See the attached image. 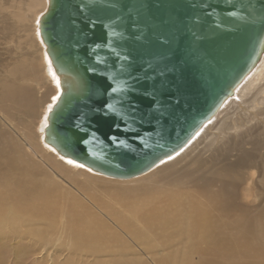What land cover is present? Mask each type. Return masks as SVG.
Returning <instances> with one entry per match:
<instances>
[{"label":"water","instance_id":"water-1","mask_svg":"<svg viewBox=\"0 0 264 264\" xmlns=\"http://www.w3.org/2000/svg\"><path fill=\"white\" fill-rule=\"evenodd\" d=\"M38 28L60 88L44 142L127 179L185 147L253 70L264 0H48Z\"/></svg>","mask_w":264,"mask_h":264},{"label":"bare ground","instance_id":"bare-ground-1","mask_svg":"<svg viewBox=\"0 0 264 264\" xmlns=\"http://www.w3.org/2000/svg\"><path fill=\"white\" fill-rule=\"evenodd\" d=\"M47 2L29 0L27 4L28 10L33 11L42 5L31 18L30 29L38 45L40 58L15 54L16 46H13L11 56L0 63V137L10 130L16 132L15 125L18 123L26 122L28 129H32L33 120L37 119L35 135L31 131L28 137L18 134L21 135L24 147L47 165L60 163L64 168L73 169L89 180L98 178L112 182L110 187L123 200L122 210L129 218L137 220V223L148 222L152 228L161 229V233L165 231L160 239L154 238L157 243L160 240L167 243L170 237L181 243L182 264H193L187 258L188 250L194 251L199 244H206L211 251L210 256L199 251L202 264H264V50L259 62L238 85L233 95L227 98L185 147L140 175L127 179L115 178L61 156L43 140L47 113L60 91L59 77L54 72L39 35L38 20ZM22 11L21 5L0 4L2 31L10 33L22 25L26 17ZM12 45H15L14 42ZM214 126L215 133L212 132ZM207 133L213 137L206 145L199 147L208 138ZM7 150L1 149L0 156L3 154L6 165L12 167L15 162ZM166 177L170 180L192 178L195 180L191 185L193 194L185 195L182 191L190 188V182L180 185L182 188L177 187L178 198L172 194V190L162 188L163 184L157 186L155 191L149 190L147 181ZM131 182L137 183L132 186L123 185ZM242 186L245 191L242 200H239V189ZM146 187L147 192H143L141 203L138 195ZM135 194L137 199H133ZM183 196L185 200L187 198L191 201L186 207L189 211L185 213L179 208ZM195 197L197 199H193ZM93 204L106 214L102 208ZM112 210L106 208L107 217L114 218ZM14 211H22L21 203H16ZM76 215L80 216L79 213ZM83 223L87 227L88 222ZM91 227V232L84 230L83 234L96 240L102 237L106 225ZM173 229L179 231V234L171 233ZM132 234L133 242L146 245L145 238H140L136 231Z\"/></svg>","mask_w":264,"mask_h":264},{"label":"rangeland","instance_id":"rangeland-1","mask_svg":"<svg viewBox=\"0 0 264 264\" xmlns=\"http://www.w3.org/2000/svg\"><path fill=\"white\" fill-rule=\"evenodd\" d=\"M28 2L29 0H0L2 5H21L26 16L22 25L15 27L10 33L2 31L3 20L0 19V63L11 56L13 46H16L15 54L40 58L38 45L30 29L31 18L42 5L37 6L34 11L28 10ZM13 42L15 45H12ZM36 121L38 120H33L32 129H28L26 122H22L15 125L16 132L10 130L0 137V150L8 149L7 152L15 162L14 166L8 167L4 155L0 156V264H182L181 243L171 237L168 244L161 240L157 243L156 240L164 236L165 231L161 233V229L152 228L148 222L137 223V220L129 218L122 210L123 200L110 187L112 182L98 178L89 180L85 175L64 168L60 163L47 165L26 149L20 136L28 137L30 131L35 135ZM212 132L215 133V126ZM211 137L213 135H209L199 147L206 145ZM38 154L41 155V152ZM136 183L123 185L132 186ZM194 183L195 180L188 177L179 180L166 177L147 181V186L149 190L155 191L157 186L163 184L162 188L172 190V194L178 198L177 187L189 184L191 189L184 188L182 191L185 195H190L193 194L191 185ZM243 191L242 186L239 189V200L243 198ZM143 192H147V187L138 195L141 203ZM133 199H137V194ZM93 202L106 214L98 210ZM190 202L187 198L185 200V196L183 202H179L183 213L189 211L186 207ZM16 203H21L22 211H14ZM106 208H113L111 214L114 218L107 217ZM83 221L88 222L87 227ZM169 221L171 223L172 219ZM103 225L106 228L102 230V237L99 239L94 240L83 234L84 230L91 232V226ZM135 231L140 238L146 239V245L133 242L132 233ZM171 233L178 235L179 231L173 229ZM200 250L201 254H211L206 244H199L192 252L188 250L187 258L193 264H202ZM219 259L224 261L223 258Z\"/></svg>","mask_w":264,"mask_h":264},{"label":"snow or ice","instance_id":"snow-or-ice-1","mask_svg":"<svg viewBox=\"0 0 264 264\" xmlns=\"http://www.w3.org/2000/svg\"><path fill=\"white\" fill-rule=\"evenodd\" d=\"M115 91V89H113ZM156 103H159V101H155ZM69 163H72V161H69ZM82 167V165H80Z\"/></svg>","mask_w":264,"mask_h":264}]
</instances>
